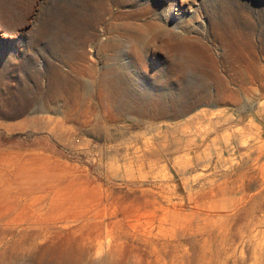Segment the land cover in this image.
I'll return each mask as SVG.
<instances>
[{
    "label": "rangeland",
    "instance_id": "rangeland-1",
    "mask_svg": "<svg viewBox=\"0 0 264 264\" xmlns=\"http://www.w3.org/2000/svg\"><path fill=\"white\" fill-rule=\"evenodd\" d=\"M72 8L0 0V264H264V0Z\"/></svg>",
    "mask_w": 264,
    "mask_h": 264
},
{
    "label": "bare ground",
    "instance_id": "bare-ground-1",
    "mask_svg": "<svg viewBox=\"0 0 264 264\" xmlns=\"http://www.w3.org/2000/svg\"><path fill=\"white\" fill-rule=\"evenodd\" d=\"M62 1L63 2L67 1L71 4V6L73 7L72 9H73L74 13L77 15L78 19L81 20V22H83V24L85 25L84 28H86V26L87 27L94 26L98 22L102 21L103 14L98 13V9L101 8V5L103 4V1H105V0H62ZM255 33H257V29L254 28L253 34H255ZM251 46L253 48H255L257 46V43L254 41L253 38H251ZM122 57H123V54H121V52H119L118 53V60H119V58H122ZM115 66L116 65L111 67L109 69V72H108V76H109L108 80L113 87L112 95H114L115 97H117L121 100H127V99L132 97L131 91H128L130 88V85L127 84L126 80L124 79L123 76H125V75H122L120 78L117 77V75H116L117 69ZM84 70H85V74H84V79L82 82V88H83L85 94H88L90 91V88H91V83H90L88 76H87L88 73L90 72V69L86 66ZM236 79H238V78L233 77L232 80H226L225 83L227 84V86H229L230 84H233V82L236 81ZM198 90L200 91V89H198ZM233 92H235V91H233ZM193 94H194V92H193ZM233 94H234L233 97H235V98H237L239 96V95H237V93H233ZM198 97H199V95H198ZM221 116H223V115H220V117Z\"/></svg>",
    "mask_w": 264,
    "mask_h": 264
}]
</instances>
